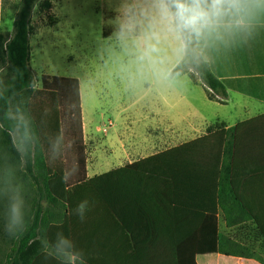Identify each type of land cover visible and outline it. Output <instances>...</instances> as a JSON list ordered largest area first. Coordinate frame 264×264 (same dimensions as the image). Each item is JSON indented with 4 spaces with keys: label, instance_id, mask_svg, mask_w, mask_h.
<instances>
[{
    "label": "trees",
    "instance_id": "16d2710c",
    "mask_svg": "<svg viewBox=\"0 0 264 264\" xmlns=\"http://www.w3.org/2000/svg\"><path fill=\"white\" fill-rule=\"evenodd\" d=\"M35 6L46 11L51 2L19 0L13 35L0 33V73L5 71L4 80L0 74V133L6 150L14 152L22 167L23 188L32 189L56 210L46 214L40 202L31 203L32 211L26 212L33 217L31 226L21 233L8 264L33 259L32 264H67L65 258L44 251L45 245L55 250L58 234L80 254L74 264H197L198 255L218 253L254 258L239 239L220 231L218 216L227 228L242 231L249 223L255 225L264 243V186L253 188L256 180L262 185L263 171L254 170L241 155L260 148L251 127L264 115L229 129L209 130L195 140L89 178L79 79L43 75L40 88L35 87L29 65ZM181 33L185 56L171 75L194 69L212 90L210 99L225 97L226 87L195 49L194 34ZM13 131L22 140L21 154ZM256 199H261L263 213ZM84 201L81 220L77 206ZM61 215L62 225H50L45 233V225L60 222ZM193 228L198 230L188 234Z\"/></svg>",
    "mask_w": 264,
    "mask_h": 264
},
{
    "label": "crops",
    "instance_id": "0c3cea01",
    "mask_svg": "<svg viewBox=\"0 0 264 264\" xmlns=\"http://www.w3.org/2000/svg\"><path fill=\"white\" fill-rule=\"evenodd\" d=\"M18 2L19 0H0V33L5 36L13 35ZM100 2L103 6L102 19L105 18L104 10L115 15L107 21L116 28L113 37L116 40L124 38L125 51L133 52L131 54L133 56L139 49L148 60L169 61L170 76L181 77L184 80L188 86L189 96L185 99L190 117L188 120L172 118L170 115L160 112L158 105L155 114H144L145 118H149V116L155 118L156 129L152 134H144L142 139L134 136L133 115L130 114L128 119L123 122L124 125L126 124L123 130L120 128L111 130L112 127L117 126L120 118L110 119L107 122L110 126L109 131L107 130L108 154L107 156L96 155L92 161L88 158L86 173L89 178L195 140L207 134L209 130L229 129L264 115V0H246L240 13H230L213 20L199 34H194L195 49L209 64L213 75L226 87L227 95L225 97L216 96L215 99L209 98L212 90L203 83L194 69L171 75L173 68L185 56V42L181 32L170 29L165 22L160 20L154 8V0H100ZM36 8L37 6L34 7L33 14ZM121 23L124 25L123 35L118 30L119 27L122 28ZM11 29L12 32H6ZM2 89L4 87H0V90ZM80 95L84 137L88 147L90 142L98 138L97 132L101 129L98 126H93L92 121L90 132L87 134L81 87ZM254 126L251 127L254 130L253 138L258 142L260 148L243 151L241 155L250 161L254 170L263 171L260 174L264 175V119ZM245 128V130H249L250 127ZM242 130L244 131V129ZM11 135L18 154H21L20 135L15 131L11 132ZM150 146L154 150H151ZM21 169L18 159L15 162L14 152L6 150L4 136L0 133V252L3 248L1 247L3 239L7 236L19 239L21 233L27 231L32 223L33 217L23 214L22 227L14 229L12 232L8 230L11 203L17 202L21 207L26 205L30 207L31 205V197L22 195ZM260 181L256 180L253 183V188L259 189L264 186V179L262 185ZM29 192H31L30 189ZM34 198L33 192V202ZM255 202L258 212L263 213V209H260L263 206L261 199H256ZM60 211L64 212L62 207ZM218 220L220 231L226 234L234 232L235 228L225 227L221 214H219ZM62 221L63 215H61L60 222H48L44 232L46 233L50 225L59 223L62 225ZM247 227H250L256 234L255 225L249 223ZM196 230L198 229L193 228L188 234L193 235ZM243 232L245 231H240V234ZM257 238L262 239L261 236ZM44 251L64 261V258L59 257L56 251L49 246L45 245ZM230 258L237 260V264H263L254 258L224 256L220 253L198 255L196 260L197 264H214L215 262L222 264L223 260ZM33 260H29L26 264H32ZM35 264L59 263L43 261Z\"/></svg>",
    "mask_w": 264,
    "mask_h": 264
},
{
    "label": "rangeland",
    "instance_id": "374dc122",
    "mask_svg": "<svg viewBox=\"0 0 264 264\" xmlns=\"http://www.w3.org/2000/svg\"><path fill=\"white\" fill-rule=\"evenodd\" d=\"M49 1L50 9L41 11L38 6L32 16L30 71L35 80V87L41 86L43 75L79 79L83 91L87 134L90 132L92 121L93 126L101 129L97 132L98 138L86 147L90 161L96 155L108 154L107 130L109 131L110 126L107 122L110 119L120 118L117 126L111 130H123L126 125L123 122L130 114L133 115L134 136L140 139L144 134L155 132V118H145L144 114H155L158 105L160 112L165 115L176 117L178 120H188L190 113L185 99L189 96L187 84L181 77L170 76L169 61L148 60L139 49L133 56V52L125 51L124 38L116 40L113 37L116 28L107 21L115 15L104 10L105 20L102 19L103 6L100 0ZM120 26L122 28L118 26V30L123 35V23ZM6 32H12V29ZM4 73L5 71L0 73L2 80ZM127 126L129 128V125ZM22 152L24 149L21 145ZM30 180L33 183L32 177ZM22 195L30 196V202L33 203L32 189L29 192L25 187L22 188ZM34 201L40 202L43 213L56 210L36 194ZM21 210L22 215H26V212H29L28 205L22 206ZM247 226H244L245 232L242 234L240 230L235 229L231 235L255 253V260L264 264L263 239L259 240ZM3 245L0 264H8L10 256H13L19 247V239L7 236L3 239ZM42 246L44 247V243ZM225 262L237 264L238 261L230 258L223 260L222 264Z\"/></svg>",
    "mask_w": 264,
    "mask_h": 264
},
{
    "label": "clouds",
    "instance_id": "9594fccd",
    "mask_svg": "<svg viewBox=\"0 0 264 264\" xmlns=\"http://www.w3.org/2000/svg\"><path fill=\"white\" fill-rule=\"evenodd\" d=\"M246 0H154V8L158 17L170 29L179 32L199 34L207 28L213 20L230 13H240ZM86 201L77 206V212L84 219ZM9 232L19 229L23 225L21 205L13 202L10 205ZM56 254L66 259L67 264H74L79 257L73 243L58 234L54 245Z\"/></svg>",
    "mask_w": 264,
    "mask_h": 264
}]
</instances>
